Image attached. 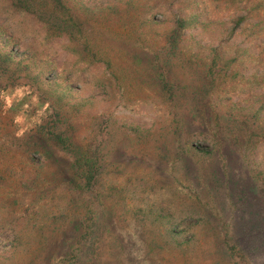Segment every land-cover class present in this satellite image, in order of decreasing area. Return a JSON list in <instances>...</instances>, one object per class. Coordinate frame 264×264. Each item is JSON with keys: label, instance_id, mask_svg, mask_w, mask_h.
Segmentation results:
<instances>
[{"label": "rangeland", "instance_id": "374dc122", "mask_svg": "<svg viewBox=\"0 0 264 264\" xmlns=\"http://www.w3.org/2000/svg\"><path fill=\"white\" fill-rule=\"evenodd\" d=\"M80 2H70L71 36L51 37L42 26L29 27L25 17L1 11L0 3V22L7 29L2 35H14L13 52H48L69 79L73 101L82 99L76 110L66 104L55 112L44 103L53 98L42 99L34 83L18 78L0 92V264H9L5 258L15 225L30 239L22 238L20 264H74L63 235L69 216L48 227L38 216L18 217L26 198L31 201L40 191L45 202L61 200L38 180L34 190L25 183L36 170L25 159L32 153L38 160L36 149L48 128L63 131L69 147L101 164L95 183L104 225L95 242L98 256L75 264H264V108L252 112L258 102L264 104V0H150L157 19L150 23V48L137 45L132 23L93 18L83 8L91 0L77 9ZM174 12L192 15V23L176 45L163 47L159 31ZM239 14L245 17L229 35L230 20ZM83 43L96 53L95 61L76 58ZM237 46L247 50L238 55ZM260 51L259 64L252 63L251 54ZM153 54L163 60L155 71L173 90L171 99L147 67ZM172 117L180 120L181 143L192 134L209 152L178 153L168 127ZM210 130L216 131L210 140L217 141L215 147L202 138L211 137ZM47 145L53 158L39 167L45 176L71 160L51 140ZM156 213L173 220L176 239L193 235L190 245L181 249L154 238L160 247H150ZM226 230L229 242L236 239L244 248L242 257L225 255Z\"/></svg>", "mask_w": 264, "mask_h": 264}, {"label": "trees", "instance_id": "16d2710c", "mask_svg": "<svg viewBox=\"0 0 264 264\" xmlns=\"http://www.w3.org/2000/svg\"><path fill=\"white\" fill-rule=\"evenodd\" d=\"M71 1L75 0H1L0 3L3 7L1 11L16 13L21 15L22 18L25 17L28 20L27 25L29 27L33 26L35 28L32 29H36L38 25L42 26L45 33L51 37L61 33L71 36V32L75 27L72 13L73 5L70 3ZM155 1L158 2L160 0ZM91 2L92 3L86 6L83 0H81L77 9H81V6L84 5L83 8L85 12L93 18H100L107 21L112 20L115 22L121 21L120 23L127 20V22L134 25L133 28L137 32L135 33L137 45L140 47L146 45V48H150L149 39L151 37L148 34V32L152 34L150 23L157 21V19L153 17V8L155 5H152L150 0H91ZM136 15L140 20L136 18ZM244 17V14H239L231 18L230 27L228 29L229 35L233 33L236 26ZM191 18L192 15H185L179 12H174V14L171 15L167 28L164 31H159L161 33V40H163V47L164 43L168 46L177 44L178 40L188 28V25L192 23ZM6 31V26L0 22V92L5 93L10 88L12 82H14L13 80L17 78L24 79L36 85L39 96L42 99L53 98L51 101L44 102L45 107H51L56 112L58 111V106L61 107V105L64 106L68 104L69 111L70 108L76 110L77 106L82 104V99H79L78 102H74L71 98L73 87L66 75L62 73L61 66L56 67V59L50 56L48 52L39 53L32 49H25V51L21 53L13 52L12 43L15 37L10 32H7V35L3 36L2 33ZM153 34L157 39L160 38L158 32H153ZM144 41L147 42L143 43ZM81 47L82 49L80 50L83 54L79 53V57L76 56V58L79 59L82 57L85 59L86 57L84 61L87 63L95 61L96 53L90 51L86 43H83ZM207 49L211 50L214 57L216 56L217 51L213 45L209 44ZM67 50H69V47H67ZM246 50L247 47L237 46L235 52L239 55L240 53L243 54ZM261 51L251 54L253 57L252 63L259 64L262 57ZM233 60H235V54L232 56L231 61ZM145 61L147 67L151 68L152 71L160 68L162 66L161 63H163V60L159 59L156 54H153V62H151L150 59H146ZM108 64L109 62L107 60L105 66L108 67ZM110 74L114 78V73L111 72ZM155 77L164 85L165 90L170 94L169 99H171L173 90L162 81L163 73L156 72ZM51 92L52 97H49ZM257 105L258 106L253 108L252 111L255 115L258 114L259 109L261 110L264 108L262 102H258ZM168 127L172 136L171 144L176 146L178 153H181L183 150L188 152H195L196 150L209 152L206 149H202V147H198L197 140L192 139L193 137L190 136L192 134L185 136L181 143L177 133L179 128H181L179 119L172 117ZM139 128L140 126L138 124L132 126L135 133H139ZM209 132L212 133L211 137L205 135L202 138L205 139L209 145L215 147L217 141L214 139L210 142V140L212 136L216 135V131L210 130ZM44 133L46 134L45 138L41 139V143L36 149V155L39 157L37 158L38 160L33 158L32 153H29L25 159L33 165L32 167L34 169L36 168V170L31 172L26 178L25 183L34 190L38 180L39 182L37 183H40L41 188L55 190L57 195H61V198H59L61 200L59 203L56 201L45 202L41 199L40 195L43 191H40L39 194L31 197V201H28L26 198L22 206L23 209L19 212L20 214L18 217L21 219L24 218L23 220L32 221L38 216L40 217L38 218L40 219L39 224H45L46 227H48L57 222L66 223L65 220L69 216L70 220L69 223H67L69 224V230L66 228L67 231L63 232L66 238L64 241L67 240L68 242L66 244L68 258L73 259L74 264L78 262L82 263L85 256L89 258L98 256L95 242L97 241L99 231H101L104 226L99 222V220L101 221L100 216L103 211L98 207L100 205L98 202L100 199V190L95 186L97 179L101 176V164L98 157L89 156L75 146L69 147L70 138L63 131L48 128V131H44ZM48 140L58 145L63 153L68 155L71 160L70 164L63 170L56 171L58 174H56L55 171L50 173L47 171L48 175L45 176L41 175L39 167L43 166V168H46L44 167L45 162H49L53 158V155L50 153L51 151L47 148ZM38 161H40V165H38ZM114 195L116 198L119 196L118 193ZM158 216H161V220ZM167 217L168 214L160 215L156 213L155 218H152V221L158 224L150 229L151 235L149 241L150 244L153 245L150 247L156 246L159 248L160 246H158V244L160 245L162 241L167 244H175L181 249L190 245L192 241L190 237H193V235L181 240L176 239L177 235L176 230L173 229V220H171V218L167 219ZM6 223H9V220H6L5 224ZM10 228L12 249H10L5 259L9 264H20L23 257L20 253L24 247L21 245L22 238L24 237L26 240L24 243H29L30 239L27 233L22 235L24 233L22 226L15 225ZM154 238H157L160 242L154 241ZM231 239L227 230L221 236V241L226 248L225 255L230 257L238 255L239 258L242 257L244 248L240 243L236 242V239L232 240L230 243L229 240ZM69 264H71V262H69ZM118 264H120L119 260Z\"/></svg>", "mask_w": 264, "mask_h": 264}]
</instances>
